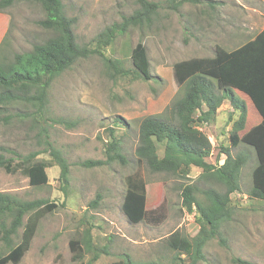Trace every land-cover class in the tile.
I'll use <instances>...</instances> for the list:
<instances>
[{"label": "rangeland", "instance_id": "rangeland-1", "mask_svg": "<svg viewBox=\"0 0 264 264\" xmlns=\"http://www.w3.org/2000/svg\"><path fill=\"white\" fill-rule=\"evenodd\" d=\"M211 1L215 7L212 10L205 5L183 4L176 14L162 8L150 27L132 28L118 36L104 52L107 58L121 62L118 73L95 56L78 61L53 82L42 118L30 113L33 109L26 105L7 109L6 115L15 116L8 124L0 123V148L26 156L42 152L43 142L49 141L69 163L65 192L58 181L57 166L47 169L49 182L41 188L30 187L20 172L7 174L0 169V192L24 201L45 199L56 206L41 218L19 264H76L71 260L68 243L85 229L91 230L95 244L107 247L108 254L100 255L94 264H122L124 255L136 263L170 264L173 252L167 248L166 238L175 231L188 238L197 234L193 216L181 206V187L193 185L200 191L214 188L220 193L225 188L212 179L199 180L200 172L196 170L187 179L152 173L145 165L137 164L134 150L140 121L163 113L177 96L170 80L174 63L212 57L216 45L235 49L264 27V6L254 0ZM63 4L67 15L75 19L73 30L79 44L89 43L105 27L138 8L136 0H63ZM251 6L257 7L261 15L247 17L246 8ZM205 12L214 14L213 19ZM6 15L11 51H29L33 43L48 37L37 25L43 18L40 7L16 4ZM140 39L146 47L151 74L158 78L155 81L138 80L131 71L129 50ZM240 99L246 105L249 126L248 120L255 117L254 108L248 98ZM230 115L232 109L224 102L216 122L204 131L209 135L211 162L218 144L229 146ZM112 135L119 139L127 164L114 161L100 167L79 166L85 160H104L105 146ZM243 150V145L230 148L233 157ZM158 153L162 154L161 148ZM36 158L51 160L47 153ZM255 163L251 154L241 169L240 192L230 197L234 205L231 218L222 226L221 238L206 243L204 260L197 264H234V259L264 264V202L249 197ZM133 173L146 184L147 209L155 211L154 222L132 224L121 211L125 177ZM197 198L203 195L198 193ZM20 233L21 229L13 243L19 241ZM4 253L5 244L0 242V255Z\"/></svg>", "mask_w": 264, "mask_h": 264}, {"label": "trees", "instance_id": "trees-1", "mask_svg": "<svg viewBox=\"0 0 264 264\" xmlns=\"http://www.w3.org/2000/svg\"><path fill=\"white\" fill-rule=\"evenodd\" d=\"M22 3L40 7L43 18L37 25L48 33V37L33 43L29 51L18 53L11 51L9 46L10 30L4 35L0 44V123L3 124H8L15 116L6 115L7 109L15 105L29 106L33 109L30 113L42 118L53 82L80 60L93 56L101 58L108 69L118 73L121 62L107 58L105 49L118 36L126 35L129 29L150 27L162 8L176 14L180 13L183 4L215 8L211 0H136L138 8L130 15L105 27L89 43L79 44L73 30L75 19L67 15L63 0H0V13L9 14L10 9ZM205 16L213 19L214 14L207 12ZM129 57L136 79L145 82L158 79L151 74L141 39L129 50ZM170 80L177 96L163 113L146 116L140 121L134 156L137 164L145 165L152 173L187 179L196 170L200 172L199 180L212 179L225 188L220 193L214 188L200 191L193 185L181 187V206L193 216L198 232L188 238L175 231L165 243L173 252L170 264H197L204 260L206 243L212 238H221V228L231 218L234 205L230 197L240 192L241 169L251 154L256 163L250 174L249 197L264 202V28L235 49L226 50L216 45L212 57H193L174 63ZM241 96L248 98L254 108L255 117L248 120L251 121L249 126ZM224 102L232 109L227 120L230 124L227 131L229 146L218 144L211 162V144L205 132L216 122ZM43 143L45 149L42 152L26 156L0 148L3 151L0 169L7 174L20 172L27 177L30 187L41 188L49 182L47 169L57 166L58 181L65 192L69 184V163L49 141ZM240 145L244 150L233 157L230 148ZM160 148L161 155L158 153ZM41 153H47L51 160H38L36 157ZM114 161L128 163L119 139L112 135L105 146L104 160H85L79 166L100 167ZM198 193L203 195L202 199L197 198ZM149 205L144 181L137 173L127 175L121 211L128 222L156 221L155 211L147 209ZM55 207L45 199L24 201L0 192V242L6 247V253L0 255V264H19L41 218ZM20 229L19 241L13 243ZM68 247L71 260L76 264H94L100 255L108 254L105 245L100 247L94 243L90 229L69 240ZM124 257L122 264H153L136 263L127 255ZM232 261L250 264L240 259Z\"/></svg>", "mask_w": 264, "mask_h": 264}, {"label": "crops", "instance_id": "crops-1", "mask_svg": "<svg viewBox=\"0 0 264 264\" xmlns=\"http://www.w3.org/2000/svg\"><path fill=\"white\" fill-rule=\"evenodd\" d=\"M256 2H258L260 5L264 6V0H254ZM248 10V16L249 18H254L255 15H261V13H258L257 12V7L255 6H251L249 8H246ZM8 22H9V19H8V16L5 14V13H0V44H1V41L3 39V36L5 35V33L7 32V27H8ZM264 28V27H263ZM262 28V29H263ZM261 29V30H262ZM260 30V31H261ZM258 31V32H260ZM257 32V33H258ZM256 34V33H255ZM254 34V35H255ZM252 39V38H251Z\"/></svg>", "mask_w": 264, "mask_h": 264}]
</instances>
